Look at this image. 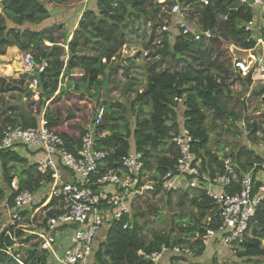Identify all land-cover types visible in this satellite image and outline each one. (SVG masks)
<instances>
[{"label":"trees","instance_id":"16d2710c","mask_svg":"<svg viewBox=\"0 0 264 264\" xmlns=\"http://www.w3.org/2000/svg\"><path fill=\"white\" fill-rule=\"evenodd\" d=\"M49 1L0 0V54H4L8 47L15 46L23 53H31L35 64L44 65L42 71L36 70L30 74L23 72L22 76L25 79L27 76L30 79L34 76L37 78L41 105L51 100L50 104L54 106L46 107L45 117L49 120L51 129L63 138L68 150H73V145H77L80 136L87 131L83 127L86 122L94 123L96 113L91 114V111L84 107L85 111L80 119L78 113L70 114L68 110L63 112L57 105L58 102L63 97L75 99L74 102L83 99V89L89 96H95L93 92H98L104 85V75H114L121 70L127 78L125 89L134 94L130 106L123 101L109 98L101 103L104 108L102 121L94 126L95 138L99 147L109 152L107 160L111 166L116 167L130 149H135L143 154L146 169L155 176H162L172 171L176 163L177 150L171 141L172 133L186 130L192 136L193 152L196 160L200 161L201 168L213 171V167H220L221 163L218 159L219 152L212 151L208 146L210 138L206 118L210 113L216 119L228 123L225 133L232 135L236 129L246 135L245 137L243 134L245 142L237 150L221 153L234 157L239 174L249 170L253 159L260 158L262 153L258 149L259 143L264 144V107L257 116L250 114L248 107L245 112L240 102L243 96L233 89V85L239 82L247 93L249 87L246 81L239 80L236 76L229 79V72L215 73L211 70V67L216 65L217 57L220 60L226 57L224 53V58L221 57V50L217 49L222 40L232 42L243 49H252L257 38L264 39V30L252 35L243 28V24L254 16L252 8L240 4L238 0H211L210 5H196L194 8L200 24L205 29L213 30L216 36L209 40L196 41L191 37L174 34L173 41L167 43L165 40H168L172 33L159 30L163 23L159 22L160 18L157 17L161 12L168 19L167 8L162 10V4L157 1L152 0L150 10L147 6L148 0H98L96 10L86 9L70 35L61 28V24L42 26L49 17L50 3L61 6L70 2ZM179 1L184 7L190 2ZM164 2L168 7L171 0ZM60 32L61 41L57 40ZM156 36H161L158 39L161 45L166 43V49H160L157 53L162 59L170 57V61L181 62L185 56L195 54L204 61L207 60V66H185L169 70L162 64L161 67L149 68L145 80L141 81L138 79L136 67L139 53L135 56H122V49L138 43L143 44L144 49H149L156 42ZM214 51L217 57L212 56ZM152 55L155 56L154 53ZM145 56H148V53ZM166 66L168 67V63ZM7 67L0 74L11 72L12 67ZM75 70H81L83 75L79 78H69V84L74 85V90L71 93L63 92L64 88L58 90L61 78ZM3 79L5 78H0ZM20 84L19 94L20 91L30 93L27 85ZM251 90V99L257 97L255 103H252L254 107L263 106L264 83ZM258 95H262L259 100ZM214 99L223 110V115L214 112ZM180 101L184 106L181 116L177 111ZM246 105H250L247 100ZM5 113L4 109L0 112V118L3 117L0 128L4 124H20L26 127L37 123L35 117L29 114H18L16 120L10 115L5 116ZM128 113L133 118L132 121L127 117ZM62 114L66 115V119ZM242 116L245 120H242L244 128L241 130L234 122L241 121ZM230 125L233 127H229ZM211 126L218 127L215 123ZM251 140L259 143H252L249 147L248 141ZM217 143L219 151L228 144L227 141ZM18 165L21 167L19 172ZM0 166L6 184L9 185L11 179L17 178L19 190L39 189L40 174L32 161L31 153L14 150L0 152ZM157 190L155 187V194ZM167 196L179 199L180 204L188 205V211L182 213L178 222L173 223L169 230H151L150 234H145L144 223L138 221V215L141 214L139 207L132 217L133 228L123 229L120 224L113 223L110 227L102 229L104 238L94 249L89 264H149L144 255L160 250L163 244L168 247L176 244L187 245L194 249L196 257L198 256L193 264H203L199 260L205 248L199 239L193 240V237L197 231L203 232L205 226L217 227L219 219L216 203L202 190L191 193L185 191L177 195L168 193ZM166 197L162 195L159 199ZM149 208L152 209V206ZM2 219L3 209L0 206V264H19L17 260L23 264H55L50 261L49 252L41 249L36 235L14 230L11 225L2 227ZM177 226L178 233L173 234ZM11 233L14 236H11ZM96 240L97 238L95 242ZM235 250V254L231 250L228 251L240 258L243 264H264V205L257 209L249 223L244 241ZM138 251H143L144 255L138 254ZM178 256L188 257L168 253L165 258L168 264H174L173 260L180 258Z\"/></svg>","mask_w":264,"mask_h":264},{"label":"built area","instance_id":"2783aa9c","mask_svg":"<svg viewBox=\"0 0 264 264\" xmlns=\"http://www.w3.org/2000/svg\"><path fill=\"white\" fill-rule=\"evenodd\" d=\"M239 2L255 9L260 16L259 23L254 19L244 23V30L252 33L264 29V0ZM210 4L211 0H190L185 8L179 1H171L167 7L169 17L159 30L196 41L213 38L214 31L202 27L194 8ZM258 64L256 68L263 72L264 61ZM22 66L25 73L42 71L44 67L34 63L31 53L24 54ZM82 75L81 70L65 75L58 90L69 88L72 91L74 85L69 84V78ZM29 89L30 96H38L35 76ZM48 102L41 105L35 125L4 124L0 128V152L18 149L31 153L40 174L38 190H19L17 180L11 179L8 196L0 205L7 214V225L36 235L41 249L49 252L51 262L89 264L101 229L113 223L131 229L135 210L147 201L160 200V196L166 197L168 193L177 195L195 190L204 191L216 203L219 222L217 227L205 226L203 232L197 231L193 240L199 239L205 249L220 243L236 253L235 248L244 241L257 209L264 205V144L260 146L263 149L260 158L253 159L249 170L243 174L238 173L232 155L219 154L221 166L215 165L213 171L204 170L195 158L192 136L186 130L176 131L171 140L177 150L174 169L155 176L146 169L143 154L135 149H130L116 167L109 164V152L99 147L94 135V126L102 121V111L96 114L94 123H89L77 145H73L74 149L68 150L63 138L51 129L45 117ZM58 239L61 240L59 248ZM168 253L196 257L195 250L184 244L172 247L163 244L160 250L145 255L138 251L149 264H162Z\"/></svg>","mask_w":264,"mask_h":264},{"label":"rangeland","instance_id":"374dc122","mask_svg":"<svg viewBox=\"0 0 264 264\" xmlns=\"http://www.w3.org/2000/svg\"><path fill=\"white\" fill-rule=\"evenodd\" d=\"M157 1L158 3H161V9H166L167 8V3H165V0H154ZM151 3L152 0H148L147 6L148 9H152L151 7ZM159 8V7H158ZM158 18H160L159 22L164 23L165 21V15H162L161 12L158 13ZM167 17H169L167 15ZM163 25V24H162ZM161 25V26H162ZM62 28V27H61ZM62 32V29H61ZM61 32L57 35V40L61 41ZM172 36H169L168 40H165L167 43H169V41H173V36L174 34H171ZM253 35V34H252ZM256 35V34H254ZM216 36V34H215ZM214 36V37H215ZM157 40L156 42L152 45V47L150 46L149 49H144L145 46H143V44L138 43L136 45L133 46H125L122 49V55H132L135 56L137 53H139L138 55L140 56L138 58V60L136 61L137 63V69H138V79H141V81L146 78V73L147 70L151 67L154 66H160L163 64V67L167 68V69H171L173 70L175 69H181L182 67L185 66H191V67H196V66H207V60H203V58H201L198 55L192 54V56L187 55L185 56L183 59V61L181 62H177V61H170V57H165L164 59H162L160 56V54H157L160 49L164 50L166 49V43L163 45L160 44L159 42V37L161 38V36H156ZM19 49V48H18ZM152 51H151V50ZM221 50L222 56L224 58V55L226 56L225 59L220 60L216 55L217 53L214 51L212 56L217 57L215 60L216 65L211 67V70H213V72L218 73V72H222L228 73V78L232 79L233 77H247L249 75V73H251V77L252 79H257V80H252V84L248 87V91L247 93H245V89L240 86V83H235L233 85V89L237 92H239V94L241 96H243V98L248 101V104H250L249 106L247 105L248 109L250 110V114L253 115H258L262 110H263V106H258V107H254V103L257 100V97H255L254 99H251L253 91L251 90L252 88H257L258 85H260L261 83H264V71L263 74H260V70H258L257 65L259 61H264V39L260 40L257 38V42L255 44V46L252 49H243L240 48L239 46L233 44L232 42L229 41H221L220 42V47L217 48ZM141 51V52H139ZM238 51H242L245 53H240ZM151 52V53H150ZM146 53H148V56H145ZM152 53L155 54V56L152 55ZM224 53V55H223ZM250 53V54H249ZM25 53H23L22 51H18V56L15 57V59H17V65L21 68H23L22 66V58L24 56ZM252 56V58H251ZM2 57V58H1ZM5 58L3 57V54H0V72L4 71V61ZM166 63H168V67L166 66ZM200 63V64H199ZM27 74H30V72H26ZM258 73V74H257ZM11 74H13V77L11 76H5L2 77L0 76V78H5L3 80H0V106L1 109L3 110H11L12 112L15 111V105H22V109L18 106V109H21V111L23 110L24 114H29L33 117L40 114V107H41V102L40 99L37 95L35 96H30L31 92L26 94V91L21 92L20 94L18 93V88L20 87V83H23V85H27V87L29 88V84L31 79L27 76V78L25 79L22 74L23 72L21 71H14L12 69ZM111 76L113 75H109L108 73H106L104 75V85L101 86L100 90L94 91L93 94L95 96L91 97L88 94H86L85 90L83 89L81 93H83L85 96L84 98L78 100L77 102H74L75 99H66L63 97L62 100H60L58 102L57 105H59L63 112L68 110V113H72V114H77L79 115V118L81 119V114L86 110H90L91 114L93 112H95L96 114L99 113L100 111H102V113H104V108L103 106H101L102 102L104 101H108L109 98H113L116 100H120L123 101L126 105L130 106V102L134 97V94L125 89V84L127 83V78L124 77L125 74L123 72H121V70H118V72L116 74H114V76L111 78ZM260 78V79H258ZM3 81V82H2ZM257 85V86H255ZM74 90V88H73ZM72 90V91H73ZM62 91V90H61ZM63 92H70L71 93V89L69 88H64ZM254 94H256V92H254ZM62 95V94H61ZM262 98V95H258V100ZM180 100V99H179ZM51 103V102H50ZM49 103L50 106H54L51 105ZM182 102H179V106L177 108V111L179 113V116H181V114L183 113L184 110V106H182L181 104ZM253 103V104H252ZM49 107V106H48ZM85 107V108H84ZM94 107H96V109L94 110ZM51 109H53L51 107ZM131 111V110H130ZM19 112V110H18ZM89 114V116L91 115ZM62 117L64 119H66V115L62 114ZM127 117L130 119V121H132V117H130V113L127 114ZM245 117L242 116L241 121L239 122H234L235 126H237L238 128H240L241 130L244 128L243 122L242 121ZM206 125H207V132H208V136L210 138L208 146L212 151H217L219 152V154H221L222 152H232L233 150H237V148L241 145H243V143L245 142V138L243 136V131L242 132H238L236 129L234 130V134H227L225 133V129L227 128L228 123H226L225 121H221L220 119H216L211 113L209 114V116L207 115L206 118ZM259 119V118H257ZM37 120V119H36ZM245 120V119H244ZM89 123V121L86 122ZM212 123H215L216 125H218L217 128H213L211 125ZM84 125L83 127H85L86 129H88V125L86 126ZM229 127H233V125H230ZM264 127V124H263ZM245 135V134H244ZM246 137V135H245ZM217 141H222L225 142L227 141V145H225L224 149L222 151L218 150V145L219 143H217ZM252 143H259V141L257 142H253L248 141V145L249 147H251ZM256 146V145H255ZM259 146H261V143H259ZM258 148V147H256ZM260 150V152L263 151V149H261L260 147L258 148ZM21 170L20 165H18V172ZM0 188H1V183H4V185L8 186V184H6L4 182L3 179V172L2 169L0 168ZM17 180V178H16ZM3 181V182H2ZM18 181V180H17ZM149 206H152V209L149 208ZM185 211H188V205L187 203H179V199L176 198H171L170 196H167L164 199L161 200H157V199H152L150 201H147L144 205H142L140 207L139 212L141 213L140 215H138V221L139 223H144L143 228H144V233L145 234H150L151 230H169L171 228V225L173 223H177L178 222V218L180 217V215L182 213H184ZM2 224L7 225V220L6 219H2ZM179 226L176 227V229L173 231V234H177L178 233V229ZM102 231V229L100 230V232ZM102 235H104V233H102ZM101 235V238L99 237L96 242H95V248L99 245V243L103 240L104 236ZM216 249H215V248ZM180 257V256H178ZM201 260H199V262L203 263V264H243V262L241 261L240 258H237L235 255H231L229 253V251L222 247L220 245V243H215L212 244L210 247H208L202 254ZM196 260L193 257H180L178 259H174L173 262L174 264H193Z\"/></svg>","mask_w":264,"mask_h":264},{"label":"crops","instance_id":"0c3cea01","mask_svg":"<svg viewBox=\"0 0 264 264\" xmlns=\"http://www.w3.org/2000/svg\"><path fill=\"white\" fill-rule=\"evenodd\" d=\"M46 1L50 2L49 0H46ZM97 1L98 0H70V2H68V3L64 4V5H61V6H56V5L52 4V3H50V6L48 5L49 17L42 23V26L47 27V26H50L52 24H61L62 25V29L64 31L68 32V34L70 35L72 33V31L76 28L79 19L81 18L83 12L86 9H94V10H96ZM171 1H174V0H171ZM175 1H179V0H175ZM238 2H239V0H238ZM253 12H254V16L251 19H254L257 23H259V20H260L259 17L260 16L258 14V11L253 9ZM196 16L198 17V14ZM39 27H40V25H39ZM262 30H264V29H261L260 31H257V30L256 31H252V34L261 33ZM60 36L62 38V35H60ZM18 51H19V49L17 47H15V46L8 47L6 49L5 53L3 54V57L5 58V60H4L5 62H4L3 65L6 66V67H4V70L7 69L8 68L7 66L9 65V66L12 67V69L14 71H16L15 67H14V63H17V61H16L17 59H15V57L18 56ZM122 56H132V55H122ZM12 69H11V71H12ZM137 71H138V69H137ZM0 76H2V77H5V76L13 77V74H11V72H9V73H5L4 72V73H1ZM113 76H111V78ZM50 102H51V100L48 102L47 107L49 106ZM15 106H16L15 107V111L12 112L11 110H8V111H6V113L4 115L5 116L6 115H10L13 119L18 120V114H20V115L23 114L22 111L24 109L21 111V109H22L21 106L22 105L16 104ZM18 106L21 109H18ZM18 110H19V112H18ZM1 111H2V109H1V106H0V112ZM4 115H2V116H4ZM38 116L39 115L36 116V119H38ZM2 120H3V117L0 118V121H2ZM14 151L18 152V149H14ZM0 168H1V166H0ZM0 175H1V172H0ZM0 192L2 194V198L0 199V203H1L8 196L9 186H7V185L5 186L4 183H1ZM0 206L3 209V219L7 220V214L5 213L4 207L2 205H0ZM3 226L4 225L2 224V227ZM102 233H103L102 231L99 232V234L97 235V239L99 237L101 238ZM56 245H57L58 248L61 247L60 246L61 245V240L60 239H58V241L56 242ZM193 258L196 260V258H198V256L197 257H193ZM168 263H169L168 260L166 258L165 259L163 258L162 264H168Z\"/></svg>","mask_w":264,"mask_h":264},{"label":"water","instance_id":"95a60500","mask_svg":"<svg viewBox=\"0 0 264 264\" xmlns=\"http://www.w3.org/2000/svg\"><path fill=\"white\" fill-rule=\"evenodd\" d=\"M238 52H240V53H245L246 54V51L245 52H242V51H238ZM14 67H15V70L16 71H21V72H23V68H21V67H19L18 65H17V63H14ZM239 80L240 79H244L245 81H246V83H247V85H251L252 83V77H251V73H249V75L247 76V77H241V76H238L237 77ZM240 102H241V104L243 105V107H244V111L246 112L247 111V105H246V102H245V99L243 98V99H241L240 100ZM213 110H214V112H216V113H219V114H221V115H223L224 114V112H223V110L220 108V106L218 105V103H217V101L214 99L213 100Z\"/></svg>","mask_w":264,"mask_h":264},{"label":"clouds","instance_id":"9594fccd","mask_svg":"<svg viewBox=\"0 0 264 264\" xmlns=\"http://www.w3.org/2000/svg\"><path fill=\"white\" fill-rule=\"evenodd\" d=\"M23 72H24V71H23ZM57 92H58V91H57ZM57 92H56V93H57Z\"/></svg>","mask_w":264,"mask_h":264}]
</instances>
